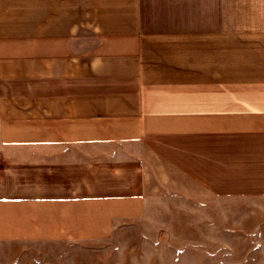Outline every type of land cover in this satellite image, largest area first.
Listing matches in <instances>:
<instances>
[{
    "label": "crops",
    "instance_id": "1",
    "mask_svg": "<svg viewBox=\"0 0 264 264\" xmlns=\"http://www.w3.org/2000/svg\"><path fill=\"white\" fill-rule=\"evenodd\" d=\"M263 191L264 0H0L3 253Z\"/></svg>",
    "mask_w": 264,
    "mask_h": 264
},
{
    "label": "rangeland",
    "instance_id": "2",
    "mask_svg": "<svg viewBox=\"0 0 264 264\" xmlns=\"http://www.w3.org/2000/svg\"><path fill=\"white\" fill-rule=\"evenodd\" d=\"M157 212L116 223L102 240L0 249V264H264V191L169 199Z\"/></svg>",
    "mask_w": 264,
    "mask_h": 264
}]
</instances>
